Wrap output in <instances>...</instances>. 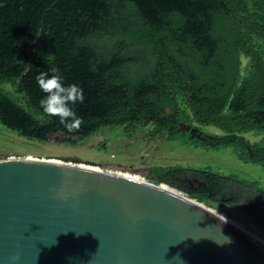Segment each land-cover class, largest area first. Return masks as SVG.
<instances>
[{
    "label": "trees",
    "instance_id": "trees-1",
    "mask_svg": "<svg viewBox=\"0 0 264 264\" xmlns=\"http://www.w3.org/2000/svg\"><path fill=\"white\" fill-rule=\"evenodd\" d=\"M225 23L230 30L223 35ZM99 37L126 39L155 58L152 67L123 51L105 55L92 41ZM186 50L197 59L181 61L190 59ZM241 55L248 60L243 72ZM191 64L195 71L187 70ZM151 68L149 84L131 82ZM50 69L83 90V102L72 105L82 123L72 131L40 104L46 93L36 77ZM5 84L13 93L2 89ZM158 94L168 96L173 113L150 102ZM194 123L224 136L209 145L192 135ZM0 126L42 146L74 148L98 134L106 148L115 137L131 140L149 130L145 140L153 143L231 148L241 160L264 168V0H0ZM249 134L261 139L250 143ZM148 171L117 172L155 184L159 176L171 191L199 202L241 206L247 214L255 210L250 201L256 195L232 191L231 176L182 166ZM194 180L200 187L190 186ZM261 207L251 218L264 231Z\"/></svg>",
    "mask_w": 264,
    "mask_h": 264
},
{
    "label": "water",
    "instance_id": "water-1",
    "mask_svg": "<svg viewBox=\"0 0 264 264\" xmlns=\"http://www.w3.org/2000/svg\"><path fill=\"white\" fill-rule=\"evenodd\" d=\"M62 160H0V264H264V238L205 202Z\"/></svg>",
    "mask_w": 264,
    "mask_h": 264
},
{
    "label": "rangeland",
    "instance_id": "rangeland-1",
    "mask_svg": "<svg viewBox=\"0 0 264 264\" xmlns=\"http://www.w3.org/2000/svg\"><path fill=\"white\" fill-rule=\"evenodd\" d=\"M230 24L225 23V26L220 30L223 35L229 32ZM227 42L231 40L226 38ZM93 43H96L101 47V51L105 55H110L113 52L123 51L124 54L128 56H134L141 59H146L150 66L154 63V57L148 56L141 49L135 48L133 44L126 39H108L101 38L93 39ZM228 45L222 48L226 49ZM174 55L177 58V53H179V47L176 46L173 50ZM188 58H180L181 61L187 63L191 59L196 60L189 50H186ZM229 55V53H227ZM236 58L234 57L233 60ZM241 70L244 71V67L247 66L248 60L246 57L241 55ZM194 64L187 65L188 71H195ZM202 73L207 74L208 71L202 69L198 66ZM152 68L143 74L140 79L132 80L134 85L149 84L152 81ZM2 89L13 93V87L9 84L2 86ZM154 107L160 109L161 111L167 113H173V108L170 99L165 94H158L154 96L150 101ZM194 128L192 129V135L200 138L202 141L209 145H216L218 139L216 137L222 138L224 134L215 128H205L197 126L194 123ZM149 130H142L134 139L125 140L124 138H113L111 141L105 142L106 148L101 147V143L104 142L105 137L102 134L94 137L89 141L84 147L74 148L67 147L63 145H46L42 146L40 143H36L27 139L20 137L15 133H11L0 126V159L10 160L11 158L17 157H32L39 159H72L78 160L80 162H93L97 163L99 167L104 172H109L113 174H120L117 171L126 170L129 167L135 170L141 175L147 176L149 171L148 167H162V168H172L175 166L190 167L195 169L208 168L212 171L218 172L225 176H231L236 179L235 182L231 184L232 191L238 194L246 195H256L250 201L254 205V211L251 214H247L241 211L238 207H231L229 205H215L209 202H205L210 206L220 208L235 214L241 220L254 225L252 215L261 213L264 204V196L261 192H264V168L262 165L256 163H247L241 160L233 150L224 148L220 150H208L202 145L197 146H184L181 141H175L173 143L164 144L153 143L152 140H145V135ZM246 138L250 143H256L261 138H254L251 134L247 135ZM60 138H57V141ZM102 148V149H101ZM125 173L121 174L124 175ZM128 176V175H127ZM130 177V176H129ZM159 184L163 185L165 189L170 190L166 186L159 176L155 177ZM198 183L199 187L202 183L194 180L190 181L189 184L192 188ZM246 183L248 186L242 184ZM250 186V187H249ZM171 191V190H170ZM248 206V205H247ZM258 228V227H257ZM261 230V229H260ZM262 231V230H261ZM264 233V231H262Z\"/></svg>",
    "mask_w": 264,
    "mask_h": 264
},
{
    "label": "clouds",
    "instance_id": "clouds-1",
    "mask_svg": "<svg viewBox=\"0 0 264 264\" xmlns=\"http://www.w3.org/2000/svg\"><path fill=\"white\" fill-rule=\"evenodd\" d=\"M36 79L40 88L46 93V96L40 100L44 112L59 116L60 122L69 131L79 127L82 117L76 114L72 105L77 101L83 102L82 88L75 83L65 84L59 69L40 72Z\"/></svg>",
    "mask_w": 264,
    "mask_h": 264
},
{
    "label": "bare ground",
    "instance_id": "bare-ground-1",
    "mask_svg": "<svg viewBox=\"0 0 264 264\" xmlns=\"http://www.w3.org/2000/svg\"><path fill=\"white\" fill-rule=\"evenodd\" d=\"M59 160L61 161V159H54L53 161H58V162H60ZM62 162H69L70 164H71V163H76L77 165H79V166L82 167V168L97 170V168H95V167L92 166V165H88V164H86V163H78V161L76 162V161H74V160H73V162H70V161H68V160H67V161H63V160H62ZM166 190H168V189H166ZM168 191H170V190H168ZM172 192H173V191H172ZM206 204H207V203H206ZM207 205H208V204H207ZM208 206H210V205H208ZM211 208L216 209V210H218V211H221V212H223V213H225V214H227V215H229V216H231V217H233V218L239 220L240 222H242L243 224H245L246 226H248L249 228H251L252 230H254L256 233H258L261 237L264 238V233H263L260 229H258L257 227H255V226L252 225V224H249V223H247V222L241 220V219L238 218L235 214H233V213H231V212H228V211H226V210H222V209H220V208H216V207H214V206H211Z\"/></svg>",
    "mask_w": 264,
    "mask_h": 264
}]
</instances>
